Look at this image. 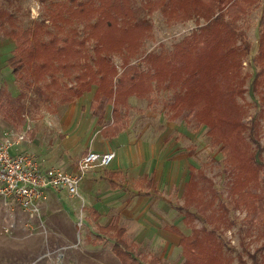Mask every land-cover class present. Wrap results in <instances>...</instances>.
<instances>
[{"label": "trees", "instance_id": "16d2710c", "mask_svg": "<svg viewBox=\"0 0 264 264\" xmlns=\"http://www.w3.org/2000/svg\"><path fill=\"white\" fill-rule=\"evenodd\" d=\"M261 1L260 34L257 53L253 57L258 67L253 89H258L260 78H264V0H146L142 8L147 14L161 9L167 22L193 20L196 27L175 45L171 54L147 55L142 60L147 65L145 69L141 64H129L152 30L149 15L137 17L134 0L53 3L54 9L48 14L55 33L42 24L24 28L16 11L0 8V29L17 43L8 66L24 88L17 96L1 88L0 111L7 119L16 118L23 122V102L29 91H34L46 103L56 99L71 103L95 85L90 108L101 126L105 123L106 106L112 107V123L102 132L114 135L116 127L124 129L123 111L129 105L130 97L147 99L155 91H171L172 100L167 104L168 120L183 119L188 124L194 123L195 129L201 124L209 128L212 140L222 144L225 151L234 207L247 211L251 224L256 226L253 228L262 227L264 230V194L255 189L261 168L256 155L254 158L248 150L250 146L244 135L248 129L242 122L245 110L237 102V95L242 94L243 76L240 82L234 83L241 77V59L248 56L251 49L248 35L239 22ZM77 20L88 22L87 38L95 41L93 58L84 62L81 61L87 57L85 47L82 49L84 40L70 38L60 44L58 36L53 35L74 30L69 26ZM45 34L53 36L44 41ZM133 35L137 39L134 40ZM114 54L126 57L120 75L111 58ZM74 68L78 71L75 70L71 78L73 83L64 84L58 76L59 71L69 76V70ZM262 98L264 101V94ZM235 139L242 144L236 143ZM202 173L196 166L189 165V179L184 185L181 210L190 233L185 234L175 226L167 229L180 237L179 244L185 256L181 264H230L215 232L217 226L198 227L194 223L197 213H204L205 221L210 222L215 216L213 199L211 196L206 199L204 192L208 184L205 178L198 179ZM208 208L211 209L209 214L206 213ZM220 208L223 209L221 212L227 210L226 207ZM124 231L115 218L108 226L99 227L96 240L111 239L112 250L122 264H172L139 250L136 244L124 238Z\"/></svg>", "mask_w": 264, "mask_h": 264}, {"label": "rangeland", "instance_id": "374dc122", "mask_svg": "<svg viewBox=\"0 0 264 264\" xmlns=\"http://www.w3.org/2000/svg\"><path fill=\"white\" fill-rule=\"evenodd\" d=\"M145 1L134 0L138 18L149 15L142 8ZM64 2L67 0H0V8L16 11L17 19L24 28H33L36 24H42L55 33L48 11L54 9L51 4ZM262 8L263 2L261 1L239 22L248 35L251 49L250 54L241 59V77L234 83L240 82L243 76L242 94L237 95V102L245 110L242 122L248 129L244 134L246 143L250 146L248 150L254 158L256 155V161L261 168L255 189L264 194V181L262 180L264 177V101L262 100L264 78H260L258 89H253V79L258 72L253 57L257 53ZM149 17L152 22L150 36L142 41L141 49H137L136 56L131 57L129 62V64H141L144 69L147 65L142 60L147 55L161 52L171 54L175 45L186 38L196 27L193 20L179 23L167 22L161 9L151 13ZM69 27L74 30L68 31L67 34L53 35L58 36L57 40L60 44L64 39L76 38L81 42L84 40L85 44L83 43L82 49L85 47L87 57L86 59L83 57L81 61L91 60L94 56L95 41L87 38L88 22L77 20ZM53 35L45 34L44 41H48ZM133 38L135 40L137 36L133 35ZM16 47V41L12 37L5 36L0 29V89L6 88L13 96L19 95L24 89L8 66V59ZM111 58L120 75L126 57L114 54ZM75 70L77 69L69 70L71 71L69 76L59 71L58 76L64 84L71 85ZM95 89L96 86L93 85L89 92L83 94L82 100L78 99L76 105L73 101L61 103L57 99L46 103L41 101L34 91H29L23 102L25 105L23 122H19L16 118L7 119L3 111H0V141L10 139L13 148L20 149L21 147L20 150H23L31 144L29 132L34 128L36 121L44 119L48 122L50 118L58 121L53 115L62 116L60 118L65 120L63 116L69 113L70 115L75 113L73 117H77L80 123L79 135L76 137L82 138L84 147L91 140L95 148L100 150L103 142L106 143L105 138L119 135L116 143H110L112 146L119 144L117 145L119 146V166L127 168L128 171L131 170V153L133 149H136L137 153H142L138 156L141 161L138 169L146 168L144 173L130 172L129 175L127 172L124 178L118 179L125 193L119 189L111 193L112 200L126 205L123 209L121 223L125 228L124 237L128 242H136L144 253L157 255L164 262L172 264H181L185 256L179 244L180 237L167 231L166 227L175 226L185 234L190 233V228L183 221L184 213L181 207L184 202V185L189 177V165H194L203 172L198 175V179L202 181L205 178L208 184L204 188L205 196L206 199L212 197V207L215 210V216H212L211 222L205 221L204 213H197L198 218L194 222L195 225L210 228L217 226V229L214 227L215 232L221 239V246L224 247L223 253L230 264H264V230L262 227L253 228L256 226L251 224L247 211L234 207V199L232 201V196H230V168L226 161L225 151H223L222 144L212 140L208 132L209 128L201 124L199 129H195L194 123L193 125L188 124L183 119L169 121L167 104L172 100V93L161 90L155 91L147 99L130 97L129 105L123 111L125 114L124 129L118 130L119 126L116 127L114 135L107 131L102 132L104 127L101 129L102 126H99L97 116L90 108ZM111 111L112 107L107 105L104 114L105 125L112 121ZM68 128L71 126L69 125L67 130ZM99 129L102 133L100 135L98 134ZM56 132L61 138L67 135H70L71 140L75 138L71 131L67 134L63 130ZM45 135L47 136L46 131ZM235 142L242 144L236 139ZM146 146L151 148L148 152ZM84 153H87L86 150L79 152L80 156ZM161 154L164 155L163 160L148 166L145 164H148L153 156L161 157ZM153 167L156 169L155 186L140 184L139 179L144 174L151 176ZM99 171L104 172V170ZM210 181L211 185H209ZM104 185L108 186L107 183L99 185L95 194H98L97 190L99 192L104 190L106 188ZM64 192L61 191L57 195L66 209L69 203L72 204L70 206L73 211L68 212L72 220H62L57 230L56 225L54 227L49 223L43 225L39 219H34L33 227H26L23 224L24 229L19 235H16L13 227L0 228V264H122L112 252V240L105 238L103 241H97L95 239L98 235L96 228L98 218L95 217L96 212L91 210L88 198L81 194L72 197ZM9 201H11V206H7L9 215H17L27 220L28 217L23 210L13 200ZM94 201L100 202L98 207L103 212V215L101 214L103 219L107 221L111 214L108 213L107 208L100 205L109 203V201L106 202L100 197H95L91 203ZM0 204L3 205L1 198ZM219 207H226L227 210L221 212L220 210L223 209ZM192 210L196 211L195 208ZM112 211L115 214L121 212L115 208ZM210 212L211 209L208 208L206 213ZM93 240L96 241L94 244Z\"/></svg>", "mask_w": 264, "mask_h": 264}, {"label": "crops", "instance_id": "0c3cea01", "mask_svg": "<svg viewBox=\"0 0 264 264\" xmlns=\"http://www.w3.org/2000/svg\"><path fill=\"white\" fill-rule=\"evenodd\" d=\"M82 97V96H81ZM77 98L75 102V105L77 104L76 102H78L79 100H82V98ZM85 98V97H84ZM79 99V100H78ZM61 112H59L60 114ZM53 115V114H51ZM56 116L58 121L55 120V118H50L51 120L48 119V122L44 119H41L39 121H36V123L34 124V128L31 129L30 131V145H28L26 148H24L23 150H20L18 147H14L12 148V152L13 153H32L37 155L40 160H41V164L43 168H48V167H57V168H62L65 171L68 172H75L76 168H77V162L78 160L85 154H82L80 156L79 152L82 150H86V152H88L89 150H94L97 152H109V151H114L116 153L115 159L114 161L105 168H95L90 170L87 174L86 177H84V179L81 181L80 186H79V195L81 194L82 196H85L88 198V201L90 203V208L91 210L94 212H96V228L98 229V234H99V227H105L108 226L115 218H118V224L120 227L124 228L121 223H122V217H123V209L125 208V204H122V202H117L112 200L111 197V193L113 192H117L118 189L121 190V192H124V189L122 187L120 183V181L118 179H122L125 177V174L128 172L130 175V172H133V174H137L140 172H145V169H138V167L141 164V161L138 159V156H140V154L142 153H137L136 149H133V152L131 153V158H130V164H131V170H127V168H121L119 166V162H118V158H119V144H116L115 146H112L110 143L111 142H117V137H113V138H103L106 143L103 142V146L102 148L96 149L95 148V144H93L91 142V140L89 141L88 145L86 144V146L84 147V145L82 144V138L81 137H76L78 136V130L80 129V123L77 119V117H73L74 115H70L67 114L66 116H63L65 118V120H62V116H58V115H53ZM111 119H112V114H111ZM106 123V120H105ZM105 123L103 125H99L101 127V129L103 127H106L107 125H110L112 123H108L105 125ZM55 125L57 126L55 128ZM71 126V128H68V126ZM64 127V128H63ZM101 129H99L98 134H102L101 133ZM57 130H63V132H65V134H67L69 131H71V134H73L75 136L74 139H70V135L65 136L64 138H61L60 135H57ZM45 131L47 133V136L45 135ZM56 132V133H55ZM62 133V132H61ZM124 134V132H122ZM63 134V133H62ZM147 147V152L151 149L150 146H146ZM89 148V149H88ZM88 150V151H87ZM131 150V149H130ZM164 159V155L161 154V157L158 156H153L152 159L150 160V162L147 164L145 163L147 166L149 164H156L158 161H161ZM144 164V165H145ZM142 165V166H144ZM146 166V167H147ZM99 170H104V172H100ZM151 176L148 177L146 174H144L140 179H139V183H145V185H149L151 187H154L156 184V169L155 167L152 168L151 170ZM154 178V180L152 181V179ZM189 179V177H188ZM188 181V180H187ZM186 181V182H187ZM185 182V183H186ZM104 183H107V185H104L106 188H104V190H101V192H99V190L96 191L95 194V190L99 185H102ZM184 191V190H183ZM57 193L59 192H55L53 190H48L47 191V195H48V200L42 204V213L40 215V218H37L35 220H38L42 222L43 225H45L44 223H49L51 224L53 227L55 226V228H57V230L59 229V225L61 223L62 220H72L71 218H69L68 212H72L73 209L70 205H72L71 203L68 204V208L66 209L60 202V198L58 197ZM65 193V192H64ZM67 194V193H65ZM100 197L106 200V202L109 201V203H103L102 207L107 208L108 213L111 214V216L109 217V219L106 221L103 218V212L100 211V207H98V204L100 203L99 201H94V203H91L93 201V199L95 197ZM1 200L3 201V205L0 204V228H4L6 226H13V230L15 231L16 235L20 234V231H22V229H24V226L26 225V227L29 225L31 227H33V223L32 222L34 219H21L19 216L17 215H9V209L7 206H11V201H5L4 199L1 198ZM110 206V207H108ZM116 209L117 211H121L117 214H115L112 209ZM74 214V213H73ZM102 214V215H101ZM28 217V216H27ZM74 219V218H73ZM25 227V228H26ZM62 228V227H61ZM167 229V227H166ZM125 230V228H124ZM167 231H169L167 229ZM125 232V231H124ZM171 232V231H169ZM173 233V232H172ZM124 236V234H123ZM125 238V237H124ZM96 239V237H95ZM111 240V239H110ZM127 240V239H126ZM93 244L96 241H92ZM134 244H136V246L139 248L138 244L136 242H132ZM140 250V248H139ZM113 252V250H112ZM114 254V253H113ZM120 261V260H119Z\"/></svg>", "mask_w": 264, "mask_h": 264}, {"label": "built area", "instance_id": "2783aa9c", "mask_svg": "<svg viewBox=\"0 0 264 264\" xmlns=\"http://www.w3.org/2000/svg\"><path fill=\"white\" fill-rule=\"evenodd\" d=\"M12 145L10 139L0 141V198L13 200L29 219L40 218L48 190L78 196L86 174L95 168L108 167L116 156L114 151L89 150L79 159L76 171L68 172L57 167L43 168L37 155L13 153Z\"/></svg>", "mask_w": 264, "mask_h": 264}]
</instances>
